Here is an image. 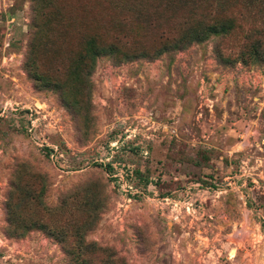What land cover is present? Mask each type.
Instances as JSON below:
<instances>
[{
  "label": "rangeland",
  "instance_id": "374dc122",
  "mask_svg": "<svg viewBox=\"0 0 264 264\" xmlns=\"http://www.w3.org/2000/svg\"><path fill=\"white\" fill-rule=\"evenodd\" d=\"M249 122L261 142L264 0H0V264H264Z\"/></svg>",
  "mask_w": 264,
  "mask_h": 264
},
{
  "label": "built area",
  "instance_id": "2783aa9c",
  "mask_svg": "<svg viewBox=\"0 0 264 264\" xmlns=\"http://www.w3.org/2000/svg\"><path fill=\"white\" fill-rule=\"evenodd\" d=\"M205 105L210 107L211 110H213V104L211 103V100L206 98L205 99ZM33 127H34V125H33ZM256 136H257L256 131L249 129V127L247 125L245 127V131L243 132V135L241 137V141L238 144L239 151L244 152V151L250 150L254 147H258L261 149V147L264 145V139H262L261 142H258V141H256ZM131 137L132 136L124 138L122 145L129 144L130 141H132V140H130V139H132ZM134 137H136V136L134 135ZM252 139H253V141H251ZM117 145H118V143H115L112 145V147L118 149ZM59 153H60L59 149L54 146L52 148V155H51L52 158H57ZM110 157L107 158L106 160H102L101 162L105 163L104 165L106 168L108 167V165L111 166V169H109L110 171H108V173L110 174V178L113 179L112 186L114 188L119 187L120 188L119 190H122L124 195L129 196L125 200L130 202L132 200V198L139 193L137 190H135V188L132 184L133 178L135 176V170L132 166L126 167V165L124 166L121 163H114L112 161L113 156H110ZM118 165L122 166L126 172L122 171V170L118 172V170H117ZM249 176L250 175H247V171L244 172V175H243L244 178L247 179ZM217 192H219V194H223V193H226L227 190L217 188Z\"/></svg>",
  "mask_w": 264,
  "mask_h": 264
},
{
  "label": "trees",
  "instance_id": "16d2710c",
  "mask_svg": "<svg viewBox=\"0 0 264 264\" xmlns=\"http://www.w3.org/2000/svg\"><path fill=\"white\" fill-rule=\"evenodd\" d=\"M227 28H228V26H227ZM227 28H225L223 26L213 25V26L208 27L207 30L204 32V34H202V35H199V34L191 35V36H189V38L182 39L180 42H178V44L185 46L186 44L189 45V44L194 43V42H201L205 38L210 37V36L224 35L225 33H227L226 32ZM256 50H258V48ZM89 52L93 56V62L94 63L96 62L97 58L112 53L110 49H106V48H100V49L90 48ZM256 55H258V54L256 53ZM256 59H258V58H256ZM260 59H261V57H259V60ZM107 169H111V166L108 165Z\"/></svg>",
  "mask_w": 264,
  "mask_h": 264
},
{
  "label": "crops",
  "instance_id": "0c3cea01",
  "mask_svg": "<svg viewBox=\"0 0 264 264\" xmlns=\"http://www.w3.org/2000/svg\"><path fill=\"white\" fill-rule=\"evenodd\" d=\"M247 125H248L249 129L256 131V135H257L256 137L259 138V136H260V133L258 132L259 129L257 130V129L254 128V123L253 122H249ZM244 156H246V155H244ZM247 159L250 161V157L249 156L247 157ZM254 180L256 181V179H254Z\"/></svg>",
  "mask_w": 264,
  "mask_h": 264
}]
</instances>
